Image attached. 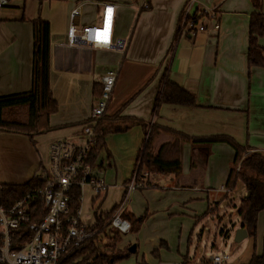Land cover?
Listing matches in <instances>:
<instances>
[{"label": "crops", "instance_id": "1", "mask_svg": "<svg viewBox=\"0 0 264 264\" xmlns=\"http://www.w3.org/2000/svg\"><path fill=\"white\" fill-rule=\"evenodd\" d=\"M27 1L36 0H12L4 7L12 8V12L0 10V95L25 92L31 86V21L38 15L26 10ZM107 1L116 4L114 36L122 41L120 48L65 46L68 11L56 17L39 12L50 26L49 86L57 104L49 116L51 129L36 135L34 142L23 134L0 130V184L24 183L48 166L45 160L48 162L50 143L59 139L85 142L83 127L96 100L93 85H100L108 70L116 71L103 116L118 112L119 116L138 119L145 126L137 124L104 136L93 167L103 177L107 189L99 196L89 186L81 190L80 218L88 227L95 223V213L111 212L122 201L136 170L139 150L153 124L194 137L227 135L264 156V65L247 62L252 0H196L188 13L207 27L196 37L177 33L186 0H148L149 8L139 6L137 12L123 10L117 0ZM260 3L264 15V0ZM88 11L92 13L89 18ZM99 20L100 7L92 2L83 7L78 23L89 25ZM215 22L220 24L218 30L213 28ZM258 45L264 48V37L258 38ZM165 78L191 93L195 106L157 105ZM170 139L171 135L160 133L154 141L155 149ZM234 155V149L225 142L205 146L183 141L178 176L145 171L148 185L129 193L128 197L133 193L134 198L141 200L140 211L148 212L136 231L140 234L150 224L149 232L153 233L159 221L170 227L177 217L170 218L171 212L177 213V208L182 211V202L205 198L208 203L210 198L216 201L220 195L228 198L231 187L225 185L235 167ZM111 189L118 190V198L103 207ZM247 193L245 188L240 191L235 210ZM86 198L92 204L99 201L92 215L82 210ZM125 205L123 218L127 219V214L141 215L136 216ZM207 206L210 211L217 210L214 205ZM231 225L235 229L242 226L239 217ZM260 226L264 227V210L257 215V232ZM159 235L150 237V247L157 245ZM183 258H190L189 252ZM205 264H211L210 259Z\"/></svg>", "mask_w": 264, "mask_h": 264}, {"label": "trees", "instance_id": "2", "mask_svg": "<svg viewBox=\"0 0 264 264\" xmlns=\"http://www.w3.org/2000/svg\"><path fill=\"white\" fill-rule=\"evenodd\" d=\"M254 11L250 14L248 26V65H264V48L258 45V38L264 37V15L261 13L260 0H252ZM32 25V78L30 89L11 95H0V130L15 132L27 136L32 142L36 135L51 129L49 116L55 112L57 104L52 96L49 86V54H50V26L49 22L38 16L31 21ZM101 84L93 85V94L97 98L101 94ZM160 103L172 105L195 106V97L182 86L165 78L159 92L157 105ZM144 125L140 120L131 117H121L118 112L110 116H101L95 128V144L87 155L90 165L95 163L100 148L104 145V136L111 132H122L133 125ZM145 126V125H144ZM160 133L171 135L168 142L163 143L158 149L154 141ZM183 141L208 146L217 142L229 144L235 152L233 163L238 165V171L233 167L225 187H234L240 181L248 196L241 199L236 209L240 223L245 228L248 236H255L257 230V215L264 210V156L249 147L243 146L227 135H211L194 137L184 133L162 127L157 124L150 126L146 139L139 150L136 176L139 178L143 172L173 173L178 176L181 172L180 145ZM43 187V182L35 174L24 183L0 184V201L9 206L26 194H31L33 219L42 216L44 209L38 191ZM80 189L72 187L69 192L68 204L71 212L79 206ZM114 211V210H113ZM113 211L97 215L95 223L90 227L100 232L107 227V221ZM31 212V211H30ZM131 226L138 227L143 221V216L134 217L126 215ZM97 233L71 253L63 264H114L117 259L125 254H118L114 246L110 251L100 249L97 242ZM103 246H111L106 243ZM157 255V251L152 252ZM247 264H264V253L252 255Z\"/></svg>", "mask_w": 264, "mask_h": 264}, {"label": "built area", "instance_id": "3", "mask_svg": "<svg viewBox=\"0 0 264 264\" xmlns=\"http://www.w3.org/2000/svg\"><path fill=\"white\" fill-rule=\"evenodd\" d=\"M11 1L0 0V10ZM195 1L186 0L187 4L178 22L179 35L196 37L207 29L203 22L188 13ZM92 2L100 7L99 22L79 24L78 18L82 15L83 7ZM148 8V0H143L140 9ZM204 11L213 14L210 9ZM115 20L116 4L113 2L77 0L68 12L63 44L68 47L120 48L122 41L114 36ZM213 28L218 30L220 24L215 22ZM115 79V70H108L100 79L101 94L91 107L89 121L83 127L86 136L83 144L65 139L50 143L48 166L37 174L38 179L43 182V187L38 191L44 209L42 216L33 219L32 212L37 208L32 205L31 194H26L9 206L0 201V264H63L75 249L97 233V230L82 222L80 203L75 211L71 212L68 198L71 188L75 186L80 192L89 186L95 196L101 195L107 189L101 174L87 161V155L95 144L94 128L106 110ZM147 176V172H143L138 178L134 172L127 185L126 194L108 219L107 224L118 232L129 231L130 222L121 216V212L129 193L137 187L148 185ZM221 189L226 190L224 186ZM228 260L229 255L225 252L216 253L210 258L211 264H228Z\"/></svg>", "mask_w": 264, "mask_h": 264}, {"label": "rangeland", "instance_id": "4", "mask_svg": "<svg viewBox=\"0 0 264 264\" xmlns=\"http://www.w3.org/2000/svg\"><path fill=\"white\" fill-rule=\"evenodd\" d=\"M73 1L42 0V3L38 0L32 3L27 1L25 8L37 15L41 11L42 16L56 17L61 16L65 11L69 12L73 6ZM117 1L122 6L121 8H124L123 10L129 8L133 12H137L143 0ZM2 10L3 12L11 10L12 12L13 9L4 8ZM83 15L86 16V12ZM91 16L92 13L88 11L86 17ZM96 17L98 18V15ZM45 164H48L47 158ZM238 167V165L235 166L236 171H238ZM243 188L244 185L240 181H236L234 188L227 191L228 198L226 199L220 195L216 201H212L213 198H210L208 203H206L205 198L182 202V206L185 207L182 211L177 208V213L171 212L170 218L174 215L177 217L172 219L170 227H167V224L166 226L162 225L159 221L156 230H152L153 233L149 232L151 231V228L149 229L150 224L140 234L134 226L128 232L122 233L108 225L97 233V242L103 251L109 252L114 246L113 248L118 254H125L124 257L117 259L114 264H159L160 262H165V264H205L214 254L219 252H225L229 255L228 264H247L254 253L256 255L264 253V227L260 226L255 236L247 235L242 240L235 241L236 229L231 225V222L238 218L234 205L238 202L240 191H243ZM118 193V190L111 189L108 199L106 202H102V206L109 205L110 202L112 203L117 199ZM134 197L132 193L126 200L125 206L130 208V211L132 210L136 216L141 214L138 217L143 216L145 220L148 212L144 209L140 211L142 202L139 198ZM98 203L99 201H96L92 204L91 200L86 198L82 203L83 212L92 215ZM207 204L214 205L217 210L210 211L212 209L209 210ZM155 235H159L156 240L157 245L150 247V237H155ZM108 242L111 243V246H103ZM133 244L137 245L136 250L130 252L129 247ZM154 250L157 251V255L152 254ZM188 252L190 258H183Z\"/></svg>", "mask_w": 264, "mask_h": 264}, {"label": "water", "instance_id": "5", "mask_svg": "<svg viewBox=\"0 0 264 264\" xmlns=\"http://www.w3.org/2000/svg\"><path fill=\"white\" fill-rule=\"evenodd\" d=\"M249 193H247L248 196ZM247 236V232L245 230V228H243L242 226L238 227L235 231V241H240L243 238H245ZM129 251L130 252H134L135 251V244H133L132 246L129 247Z\"/></svg>", "mask_w": 264, "mask_h": 264}]
</instances>
